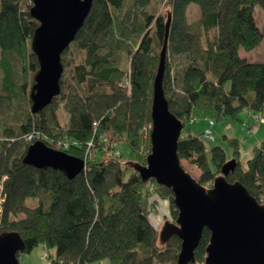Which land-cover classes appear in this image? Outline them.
<instances>
[{
	"label": "trees",
	"instance_id": "obj_1",
	"mask_svg": "<svg viewBox=\"0 0 264 264\" xmlns=\"http://www.w3.org/2000/svg\"><path fill=\"white\" fill-rule=\"evenodd\" d=\"M28 2L0 0V90L5 93L0 92V233L17 232L24 243L20 253L42 245L50 264H175L180 240L173 235L160 241L151 206L154 199L167 201L175 219L172 193L154 179L142 181L132 168L144 165L150 151L141 130L151 126L159 55L154 44L161 46L170 16L162 87L183 127L189 120L207 119L203 138L210 121L212 130L224 118L240 121L243 111L259 119L264 61L249 62L239 51L254 50L263 41L254 11H264V0H92L61 55L60 94L36 114L30 111L29 94L38 71L31 49L38 22ZM191 6L199 10L193 22L187 16ZM117 55L127 57V68ZM3 106H11L12 113L3 114ZM60 110L70 117L67 125L59 123ZM36 141L80 159L92 141L95 158L70 179L62 171L22 162ZM231 142L236 166L226 180L239 181L264 204V141L253 148L246 169L240 166L236 141ZM120 143L128 149L126 162L119 156ZM177 154L198 169L195 180L202 186L210 185L227 161L220 147L207 150L191 134L180 135ZM126 169L131 174L124 180ZM208 238L204 229L190 264L203 263Z\"/></svg>",
	"mask_w": 264,
	"mask_h": 264
},
{
	"label": "water",
	"instance_id": "obj_2",
	"mask_svg": "<svg viewBox=\"0 0 264 264\" xmlns=\"http://www.w3.org/2000/svg\"><path fill=\"white\" fill-rule=\"evenodd\" d=\"M30 16L38 22L31 39L38 71L29 99L36 114L60 94L63 73L61 55L75 39L88 15L92 0H30ZM170 16H167L152 82L150 108V152L145 164H132L142 181L154 179L168 188L177 212L175 222L165 221L158 232L161 242L177 236L180 249L175 264L195 262L204 229L209 232L203 264H264V204L256 201L239 182H228L236 161L221 167V175L206 188L181 165L177 154L183 124L169 110L162 87L168 45ZM34 168H51L72 179L84 169L83 159L52 149L41 141L27 147L22 158ZM24 243L17 232L0 233V264H19Z\"/></svg>",
	"mask_w": 264,
	"mask_h": 264
},
{
	"label": "rangeland",
	"instance_id": "obj_3",
	"mask_svg": "<svg viewBox=\"0 0 264 264\" xmlns=\"http://www.w3.org/2000/svg\"><path fill=\"white\" fill-rule=\"evenodd\" d=\"M28 5H30L31 7L32 3L28 2L27 6ZM160 12L165 13V9H162ZM187 16H188L189 22H193L197 20V18L199 17L198 8L196 6L189 7L187 11ZM254 18L257 23L258 28L262 31L263 41L254 50L246 52L240 49L239 55L242 58H245L249 62L264 61V31H263L264 11L261 10L259 7H255ZM154 45H155V49L157 50L159 54L161 46L159 47L156 44ZM72 51H73V47H70L68 51L65 53L66 60L69 63L70 61H72V54H71ZM115 59L122 67H125V68L128 67L127 66L128 60L125 55H120V56L117 55L115 56ZM1 74L2 73L0 72V78L2 77ZM0 85H2L1 82H0ZM2 91L3 90H0L1 94H5ZM21 102H22V99H20V103ZM1 110L3 111V114L4 113L9 114V113H12L13 111L11 106H3ZM18 112H19V115L21 116V113H20L21 111H18ZM239 117H240V121H233L228 118L215 121V124L212 127L213 140H205L201 136V131L206 126V123H207V119L205 118H195V121L193 124L192 122H190L189 124H186L183 127L181 134L182 136L191 134L192 136L200 137L203 140L207 150H210L213 147H220L224 151L227 161L233 158L234 145H232L231 141L235 140L237 143V148H238V160H239L240 166L242 169H246V161L252 156L253 148L258 147L260 143L264 141V112L261 113L259 119L257 116H253L250 112H247V111L241 112ZM6 118L7 116H5V119ZM58 119H59L60 124L67 125L69 123L70 117L63 110H60L58 112ZM258 126H260L261 128H259ZM250 127L252 129V132H255L258 128L255 134H252L249 131ZM145 143L146 144H143V147L141 149V152L143 154H144V151L146 150V147L148 146L147 142ZM118 148L120 150L119 156L121 157L122 162H126L128 158V149L126 145L123 143H120ZM180 162H181L182 167L194 179L198 178L199 171L195 166L190 165L186 160H181ZM130 174H131V169H126L124 180L127 179ZM220 175H217V176H220ZM210 186L211 184L210 185L208 184L204 187L209 188ZM164 202L165 201H156V199H154L151 205L154 208V211L152 212L154 213V215H156L155 216L156 222L158 223L156 228L158 231H160V229L163 226V223L166 220L174 223L176 219V218L175 219L172 218L171 208L169 207V204L167 201L165 203L166 206L164 205V208L162 207ZM156 222H153V223H156ZM45 253L47 254L48 252L43 248L42 245H39L35 247L30 253H20L18 255V262L19 264H47L49 263L48 258L42 259V256ZM154 264H158V263L155 262Z\"/></svg>",
	"mask_w": 264,
	"mask_h": 264
},
{
	"label": "built area",
	"instance_id": "obj_4",
	"mask_svg": "<svg viewBox=\"0 0 264 264\" xmlns=\"http://www.w3.org/2000/svg\"><path fill=\"white\" fill-rule=\"evenodd\" d=\"M192 122V120H189V123ZM212 122L210 121L209 122V126L206 127L204 130H203V138L206 139V140H212L213 139V134H212V130H211V126H212ZM96 126H98L97 123H93V127L95 128ZM150 128L151 126L147 127V128H142L141 130V134H143V137H148L149 135V132H150ZM103 141L106 142L111 148H114L115 146V143H113V141L110 139V138H107L106 136H103ZM26 141H29L30 140V136H25L24 138ZM112 141V142H111ZM116 154L118 155V152H116ZM95 158V151H94V148H93V144H92V141L88 142L86 144V149H85V152H84V157H83V161H84V169L86 168V165H87V162L89 161H92L93 159ZM0 190H1V186H0ZM3 203V199L0 198V213H1V204ZM45 257V255H44ZM43 257V258H44Z\"/></svg>",
	"mask_w": 264,
	"mask_h": 264
},
{
	"label": "crops",
	"instance_id": "obj_5",
	"mask_svg": "<svg viewBox=\"0 0 264 264\" xmlns=\"http://www.w3.org/2000/svg\"><path fill=\"white\" fill-rule=\"evenodd\" d=\"M258 127L261 128L260 126H258ZM257 130H258V128H257ZM257 130H256V131H257ZM249 131H250L252 134H255V133H256V131H255V132H252L251 127L249 128ZM164 205H165V203H163V206H162L163 208H164ZM165 206H166V205H165ZM155 216H156V215H153V217H152V221H153V222H156V217H155ZM157 224H158L157 222H156V223H153V225H155V226H157ZM159 224H160V222H159Z\"/></svg>",
	"mask_w": 264,
	"mask_h": 264
},
{
	"label": "clouds",
	"instance_id": "obj_6",
	"mask_svg": "<svg viewBox=\"0 0 264 264\" xmlns=\"http://www.w3.org/2000/svg\"><path fill=\"white\" fill-rule=\"evenodd\" d=\"M262 203V202H261ZM47 264H49V263H47Z\"/></svg>",
	"mask_w": 264,
	"mask_h": 264
}]
</instances>
